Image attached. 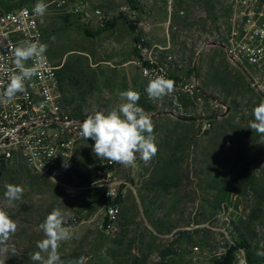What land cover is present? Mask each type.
<instances>
[{"label":"rangeland","instance_id":"1","mask_svg":"<svg viewBox=\"0 0 264 264\" xmlns=\"http://www.w3.org/2000/svg\"><path fill=\"white\" fill-rule=\"evenodd\" d=\"M89 1L113 16L95 34L99 28L44 0L48 9L40 20L50 57L61 66L65 103L86 119L118 107L119 92H139L158 152L147 162L137 157L135 167L111 169V181L129 183L120 187L121 210L112 224L103 202L94 200L108 176L95 167L91 139L78 144L55 177L33 172L19 152L11 161L0 158V208L18 225L9 250L0 251V264H33L30 254L44 238L39 225L54 208L66 213L65 226L73 233L59 248L65 261L84 256L87 264H219L233 247L232 264H264L258 255L264 253V135L249 128L262 99L219 48L204 44L225 15L226 1ZM37 2L0 0L4 7ZM123 6L136 10L138 23L117 15ZM136 36L158 60L171 55L176 76L195 71L207 94L226 106L203 103L214 117L210 129L196 118L203 105L184 97H144L148 80L137 64ZM8 184L24 189L11 206L4 196Z\"/></svg>","mask_w":264,"mask_h":264},{"label":"built area","instance_id":"2","mask_svg":"<svg viewBox=\"0 0 264 264\" xmlns=\"http://www.w3.org/2000/svg\"><path fill=\"white\" fill-rule=\"evenodd\" d=\"M225 1L226 13L217 18L215 34L206 38L204 44L219 48L229 62L243 72L251 90L264 100V36L258 32L264 29V0ZM49 4L56 10L77 15L81 21L97 28L106 26L113 19L89 0H50ZM32 9L27 5L6 8L0 4V55L6 57L9 66H12L11 48L19 42H36L38 39L46 44L40 16L35 15ZM117 15L128 23H138L137 12L130 6L121 7ZM137 47L140 53L137 64L142 77L149 81L159 74L172 79L175 82L174 91L166 97H184L192 105H203L196 118L203 122L204 129H210L214 117L207 115L203 103L209 100L215 107L226 106L207 94L195 71L189 76H176L170 66L173 65L171 55L165 61L158 60L141 37ZM45 56L38 74L25 82L26 91L18 93L7 104L0 103V149H3L0 158L11 161L19 152L33 172L55 177L61 173L62 164L71 159L78 144L84 140L79 134L84 119L74 115L66 105L60 79L61 66L52 61L48 48ZM27 63L32 65L31 61ZM0 81L7 82L2 73ZM0 91L3 89L0 88ZM144 97L154 100L146 92ZM116 164L99 158L95 161L96 169L108 176L103 178L102 194L109 224L116 221L121 210L120 187L129 185L126 180H110L111 169Z\"/></svg>","mask_w":264,"mask_h":264},{"label":"clouds","instance_id":"3","mask_svg":"<svg viewBox=\"0 0 264 264\" xmlns=\"http://www.w3.org/2000/svg\"><path fill=\"white\" fill-rule=\"evenodd\" d=\"M48 9L44 0H38L32 12L43 17ZM264 36V29L258 30ZM47 45L32 40L19 42L11 48V65L6 57L0 55V73L7 77V82L0 81V103L7 104L18 93L26 91L25 82L31 80L39 72L41 64L46 60ZM28 61L32 62L28 66ZM174 81L165 75H156L148 81L145 91L150 99H163L174 91ZM122 101L118 107L107 113L97 111L90 114L80 124L79 134L85 140L94 141L93 153L100 160L117 163L124 167H135L137 157L147 162L158 152L154 123L151 117L139 106L140 93L128 89L119 92ZM253 119L249 128L257 134L264 135V100L252 109ZM67 166V164H62ZM24 193L21 185L8 184L4 193L9 206L19 200ZM110 196L113 194L109 191ZM66 213L54 208L39 225L44 238L37 241L38 251L30 254L33 264H87L84 256L65 261L61 258L59 248L62 242L72 238L73 233L65 226ZM17 223L10 218L8 212L0 208V251L7 252V241L16 233ZM15 254V249H11ZM103 252V250H102ZM264 255V253H258Z\"/></svg>","mask_w":264,"mask_h":264},{"label":"trees","instance_id":"4","mask_svg":"<svg viewBox=\"0 0 264 264\" xmlns=\"http://www.w3.org/2000/svg\"><path fill=\"white\" fill-rule=\"evenodd\" d=\"M5 7L6 8H12V6H9V7L5 6ZM112 23H113V20L112 21H109L108 22V25L107 24L106 25L109 26ZM107 26L101 27V28L97 29L96 32H91V33L92 34H95L97 32H100L101 30H104ZM139 38L140 37L136 36L135 37V40L138 42ZM73 114L76 115V116L79 115V114H75V113H73ZM94 200L97 201V202H99V201L104 202L105 201V198H104V195L103 194H100V195H96V197L94 198ZM233 250H234V248L231 247V249L228 251V253L223 257V260H222L221 263H223V264H232V260H233V254H232V252H233Z\"/></svg>","mask_w":264,"mask_h":264}]
</instances>
